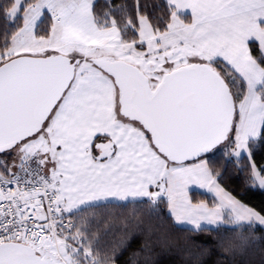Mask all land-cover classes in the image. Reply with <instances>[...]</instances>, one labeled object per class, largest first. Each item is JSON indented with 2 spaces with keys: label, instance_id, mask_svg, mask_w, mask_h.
<instances>
[{
  "label": "snow or ice",
  "instance_id": "obj_1",
  "mask_svg": "<svg viewBox=\"0 0 264 264\" xmlns=\"http://www.w3.org/2000/svg\"><path fill=\"white\" fill-rule=\"evenodd\" d=\"M0 21V264H116L136 232L104 214L129 205L223 227L233 256L256 245L264 204L222 187L212 157L264 192V0H5Z\"/></svg>",
  "mask_w": 264,
  "mask_h": 264
},
{
  "label": "trees",
  "instance_id": "obj_2",
  "mask_svg": "<svg viewBox=\"0 0 264 264\" xmlns=\"http://www.w3.org/2000/svg\"><path fill=\"white\" fill-rule=\"evenodd\" d=\"M5 0H0L4 3ZM141 2L159 3L160 0H141ZM104 0H98V7H102ZM117 3H127L133 5L134 0H117ZM0 21V25H2ZM264 157V146L257 151V158ZM214 167L221 172L219 183L227 191L242 198L244 202L252 206H261L264 204V192L248 191L244 185V175L237 172L235 162H228L222 153L217 152L212 157ZM194 200H206L211 202L209 194L201 195L197 192L193 195ZM163 207V206H162ZM107 212L114 214L118 218H126L132 223L129 224V230L135 231L129 246L122 254L116 258V264H132L134 252L141 247L145 239L152 242L155 252L160 253L156 258V264H264V231L258 230L255 233L257 238L256 245L249 249L244 255L233 256L224 249L230 242L235 240V234L226 232L223 227L219 231H206L194 233L182 230L173 225L172 221L167 218L166 209L160 218L149 214L148 209L144 206L139 207L133 215L132 206L126 208H110ZM143 221L141 229H147L149 226L152 232L149 235L146 231L141 232L135 228V221ZM105 231L108 232L105 235ZM123 226L117 223L105 229L103 223L100 225V238L102 246H110L112 243L121 239L123 235ZM165 242L170 247L165 248ZM144 255L135 257L138 264H144Z\"/></svg>",
  "mask_w": 264,
  "mask_h": 264
},
{
  "label": "crops",
  "instance_id": "obj_3",
  "mask_svg": "<svg viewBox=\"0 0 264 264\" xmlns=\"http://www.w3.org/2000/svg\"><path fill=\"white\" fill-rule=\"evenodd\" d=\"M201 192H206V190H201Z\"/></svg>",
  "mask_w": 264,
  "mask_h": 264
},
{
  "label": "rangeland",
  "instance_id": "obj_4",
  "mask_svg": "<svg viewBox=\"0 0 264 264\" xmlns=\"http://www.w3.org/2000/svg\"><path fill=\"white\" fill-rule=\"evenodd\" d=\"M206 193V192H205ZM211 196V194H209Z\"/></svg>",
  "mask_w": 264,
  "mask_h": 264
}]
</instances>
